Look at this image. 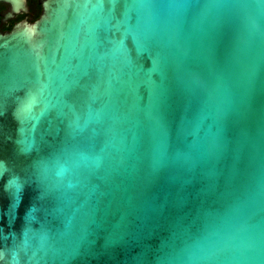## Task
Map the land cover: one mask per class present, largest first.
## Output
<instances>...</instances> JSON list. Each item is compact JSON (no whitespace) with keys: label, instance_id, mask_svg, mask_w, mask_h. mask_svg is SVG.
<instances>
[{"label":"water","instance_id":"1","mask_svg":"<svg viewBox=\"0 0 264 264\" xmlns=\"http://www.w3.org/2000/svg\"><path fill=\"white\" fill-rule=\"evenodd\" d=\"M38 1L0 25V264H264V0Z\"/></svg>","mask_w":264,"mask_h":264},{"label":"trees","instance_id":"2","mask_svg":"<svg viewBox=\"0 0 264 264\" xmlns=\"http://www.w3.org/2000/svg\"><path fill=\"white\" fill-rule=\"evenodd\" d=\"M37 3H38L37 0H31L30 1V5L32 7V13H34L35 6L38 5ZM7 8H8V5L0 3V25H1V27H2V29L4 31L11 30L12 26L14 25V23H16L17 21L21 20L25 16V14H23V15L18 16L16 19L9 20L8 22L3 23V22H1V20H2L1 11L4 10V9H7ZM36 18H37V15H35L34 18L31 19V20L33 21Z\"/></svg>","mask_w":264,"mask_h":264},{"label":"flooded vegetation","instance_id":"3","mask_svg":"<svg viewBox=\"0 0 264 264\" xmlns=\"http://www.w3.org/2000/svg\"><path fill=\"white\" fill-rule=\"evenodd\" d=\"M29 1V4H30V1L31 0H28ZM37 4L39 5H36L35 6V10H34V13H32V7H31V5H30V12L29 13H20V14H18L17 16H16V18L18 17V16H20V15H23V14H25V16H24V18L25 17H27L29 20H31V19H33L34 18V16L35 15H37V18H39L40 17V15H41V13H42V7H41V5L39 4V1L37 0ZM7 9H9V7L7 8ZM15 18V19H16ZM36 18V19H37ZM23 19V18H22ZM13 20V19H12Z\"/></svg>","mask_w":264,"mask_h":264}]
</instances>
